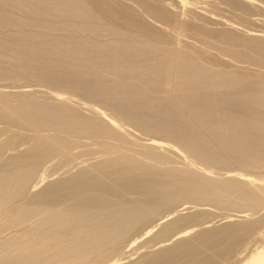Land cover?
Listing matches in <instances>:
<instances>
[{
  "label": "bare ground",
  "instance_id": "bare-ground-1",
  "mask_svg": "<svg viewBox=\"0 0 264 264\" xmlns=\"http://www.w3.org/2000/svg\"><path fill=\"white\" fill-rule=\"evenodd\" d=\"M0 264H264V0H0Z\"/></svg>",
  "mask_w": 264,
  "mask_h": 264
},
{
  "label": "rangeland",
  "instance_id": "rangeland-1",
  "mask_svg": "<svg viewBox=\"0 0 264 264\" xmlns=\"http://www.w3.org/2000/svg\"><path fill=\"white\" fill-rule=\"evenodd\" d=\"M254 17L256 18V17H258V16H254ZM258 29H259V28H258ZM260 29H262V28H260ZM206 207H207V206H205V209H210V208H206ZM203 208H204V207H203ZM210 210H211V209H210ZM212 211H213L216 215H218V214L220 215V214H222V213H223V214H231V213H233V212L230 213V211H225L224 209H221V210H220V209H218V210H217V209H212ZM223 214H222V215H223ZM233 214H234V213H233ZM219 215H218V216H219ZM219 219H220V218H217V219H215V220L218 221Z\"/></svg>",
  "mask_w": 264,
  "mask_h": 264
}]
</instances>
